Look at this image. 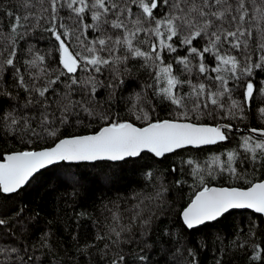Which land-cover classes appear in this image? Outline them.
I'll return each mask as SVG.
<instances>
[{
    "label": "snow or ice",
    "instance_id": "obj_1",
    "mask_svg": "<svg viewBox=\"0 0 264 264\" xmlns=\"http://www.w3.org/2000/svg\"><path fill=\"white\" fill-rule=\"evenodd\" d=\"M39 3L43 5V0ZM24 7L35 5L25 0ZM65 10L69 15H62ZM41 20L48 24L44 30L58 42L60 68L51 73L50 66H45V56L37 53L24 63L27 69H35L30 73L32 79L40 81L47 77V81L40 85L28 84L16 66V49L8 51L0 69L4 65L12 68L19 85L30 96L35 93L40 97L27 103L39 105L42 111L38 110V116L9 112L0 119L13 133H24L21 139L34 143L47 136L54 142L40 150H21L0 158V193L3 194L18 192L35 173L60 162H117L141 157L145 152L163 157L179 149H200L224 142L228 140L227 132L233 130L231 124H198L192 122L193 117L205 112L219 114L221 119L237 114L242 117L244 106L253 102L257 91L249 78L256 70L264 71V0L259 4L257 0H236L235 6L230 0H48V7L38 15L31 11L23 17L16 15L11 32L17 33L20 27L27 30L29 25L38 27ZM65 20H70L71 24ZM252 21L256 23L258 34L255 38L253 29L246 26ZM89 32L94 38H89ZM12 43L15 44V40ZM179 49H184L186 54L179 55ZM5 51L7 49H0V56ZM173 53L176 55L172 56ZM209 56L214 59V65L206 62ZM129 59L141 60L142 66L152 70L154 83L148 87L153 89L154 96L174 106V118L154 119L155 105L139 106L141 101L148 104V100L136 94L130 110L143 126L121 122L103 112L99 114L103 124L94 134L60 138V125L68 123L70 115L83 111L89 117H96V109L88 107L100 83L96 74L103 75L109 66L118 73L116 66ZM174 64L181 66L178 71L186 74L185 79L174 72ZM194 70L198 73L196 82L192 79ZM200 76L205 82L200 81ZM241 80L245 81L243 100L235 99L229 87L230 81L239 85ZM61 84L64 85L62 94L59 100L53 101L51 97L61 92ZM184 85L189 90L181 94ZM77 94L79 98H75ZM53 104L59 116L52 111ZM260 114L264 117V108L260 109ZM249 131L264 137V129ZM241 147L245 159L250 158L253 163L264 161V139L245 136ZM239 158L240 154L232 150L226 153V159L213 155L204 164L193 159L186 162L202 186L181 212L187 229L216 221L232 209H251L264 214V180H249L246 188L209 187L205 182L206 177L225 172L233 179H247L237 170ZM147 175L150 177L151 173ZM160 195L158 190L157 196ZM142 211L136 212L134 219H140ZM4 223L0 220V225ZM142 223L146 227L150 220L143 219ZM109 227L117 242L123 232L131 230L130 226L120 224L117 215L113 216ZM189 255H192L191 250ZM123 259L121 256L120 260ZM254 259H259V252Z\"/></svg>",
    "mask_w": 264,
    "mask_h": 264
},
{
    "label": "trees",
    "instance_id": "obj_2",
    "mask_svg": "<svg viewBox=\"0 0 264 264\" xmlns=\"http://www.w3.org/2000/svg\"><path fill=\"white\" fill-rule=\"evenodd\" d=\"M24 2L0 0V49H7L0 56V64H3L8 51L15 48L16 66L26 83L40 85L47 81V77L40 81L32 79L30 73L35 69H27L24 62L39 53L45 56V66H50L49 71L54 74L60 68L58 42L44 30L48 27L45 20H41L38 27L29 25L27 30L20 27L17 33L11 32L16 15L23 17L29 11L38 15L48 7V0H43V5L39 0H31L35 7L29 8L24 7ZM230 2L235 6L236 0ZM259 3L261 0H257ZM9 12L13 15L9 16ZM62 15L69 13L65 10ZM65 23L71 24V21L65 20ZM246 26L251 27L254 38L257 37L255 21L246 23ZM88 36L94 38L91 32ZM69 43L76 47L74 42ZM178 51L179 55L186 54L184 49ZM206 62L210 66L215 63L210 56ZM142 65L141 60L129 59L125 64L116 66L118 73H114L109 66L104 69L103 75L96 74L100 83L95 98L88 105L96 109V117H89L78 109L79 115H70L68 123L60 125L59 137L95 133L103 124L99 120V114L103 112L121 122L143 126L130 110L136 94L148 100V104L141 101L139 106L155 105L154 119H173L174 106L153 95V89L148 87L154 83L150 75L152 70ZM173 67L174 72L185 79L186 74L178 71L181 66L174 64ZM78 75L84 74L78 72ZM197 75L194 70L193 82H196ZM199 79L205 82L203 76ZM249 79L257 91L253 102L244 106L242 117L237 114L221 119L219 114L205 112L193 117L192 122L264 129V117L260 114V109L264 108V71L256 70ZM244 83V80L239 85L229 82L235 99L243 100ZM109 84L114 87H109ZM60 89L61 92L51 97L53 101L59 100L63 84ZM188 90V86L184 85L181 94ZM30 99L39 100L40 97L35 93L30 96L19 85L14 70L4 65L0 69V117L9 112L38 116V110L42 109L39 105L28 104ZM52 111L60 115L55 104ZM22 135L24 133L19 131H10L0 119V158L21 150H40L54 142L46 136L33 143L21 139ZM227 135L228 140L224 143L207 148L183 149L159 160L142 154L120 163H61L40 171L17 193L10 196L0 194V220L5 221L0 225V264H264V223L259 215L249 211H231L215 222L190 230L180 219L183 208L202 188L186 163L189 159L204 164L213 155L226 159L228 151L235 150L240 154L237 170L247 179H233L225 172L206 177L207 186L246 188L249 180L256 182L264 179V167H261L264 161L253 163L250 158L245 159L241 145L248 135L243 132H227ZM148 173H151L150 177ZM158 190L162 193L159 197ZM141 209V218L134 219V214ZM114 215L120 217V224L131 228L122 233L118 242L109 227L113 224ZM143 219L150 220L146 227ZM97 236L102 238L97 239ZM12 249L18 251L12 252ZM189 250L192 255H189ZM257 252L259 259H254ZM121 256L123 260H120Z\"/></svg>",
    "mask_w": 264,
    "mask_h": 264
},
{
    "label": "water",
    "instance_id": "obj_3",
    "mask_svg": "<svg viewBox=\"0 0 264 264\" xmlns=\"http://www.w3.org/2000/svg\"><path fill=\"white\" fill-rule=\"evenodd\" d=\"M163 120H168V119H163ZM198 124H204V123H198ZM218 124H220V125H223V123H218ZM218 124H215V125H218ZM206 125H209V126H215V125H211V124H206ZM137 126V125H136ZM233 130L232 131H230V132H234V133H241V132H243L244 134H246V135H248V136H252L255 140H260V139H264V137H260L258 134H256V133H252V132H250L249 131V129H246V128H244V129H240V128H232ZM94 134V133H93ZM88 135H90V134H88ZM81 136V135H80ZM67 138V137H66ZM225 142V141H224ZM224 142H220V143H224ZM220 143H218V144H220ZM217 145V144H216ZM213 146H215V145H207V146H204V147H202V148H207V147H213ZM185 149H187V148H185ZM190 149H196V148H190ZM180 150H183V149H179V150H177V151H180ZM13 153H15V152H13ZM9 154H12V153H9ZM142 154H148V155H151L152 157H154L155 159H161V158H163V157H155L153 154H151V153H147V152H145V153H142ZM141 154V155H142ZM170 154H172V153H167V154H165V156H167V155H170ZM7 155V154H6ZM5 156V155H4ZM138 158V157H137ZM128 159H136V158H128ZM127 159V160H128ZM97 162H111V161H97ZM97 162H79V163H68V162H60V163H57V164H54V165H50V166H47V167H45V168H43V169H41L40 171H42V170H44V169H47V168H50V167H52V166H55V165H59V164H61V163H64V164H66V165H73V164H93V163H97ZM120 162H123V161H117V162H111V163H120ZM39 171V172H40ZM39 172H37V173H35L34 175H33V177L36 175V174H38ZM33 177H31L30 178V180L33 178ZM29 180V181H30ZM262 180H264V179H262ZM259 181H261V180H259ZM259 181H256V182H259ZM28 184V183H27ZM27 184H25L22 188H24ZM209 187H225V186H214V185H211V186H209ZM21 188V189H22ZM199 190H202V188H200ZM199 190H197L195 193H194V195L191 197V199H190V201L186 204V206L185 207H187L188 206V204L191 202V200L192 199H194V196H195V194L199 191ZM17 193V192H16ZM0 194H2V195H4V196H10V195H13V194H15V193H11V194H3V193H0ZM184 207V208H185ZM183 208V209H184ZM231 211H249V212H252V213H254V214H256V215H259L261 218H262V220H263V223H264V214H260V213H255L253 210H251V209H232V210H230L229 212H231ZM182 212V211H181ZM228 213V212H227ZM227 213H225V214H227ZM224 214V215H225ZM223 215V216H224ZM222 217V216H221ZM221 217H219L218 219H220ZM180 219H181V222L183 223V221H182V217H181V213H180ZM217 219V220H218ZM216 220V221H217ZM212 222H215V221H212ZM212 222H207V223H212ZM184 225V224H183ZM185 226V225H184ZM200 226H202V225H200ZM186 227V226H185ZM199 227V226H198ZM197 228V227H196ZM194 229V228H193ZM188 230H190V229H188Z\"/></svg>",
    "mask_w": 264,
    "mask_h": 264
}]
</instances>
